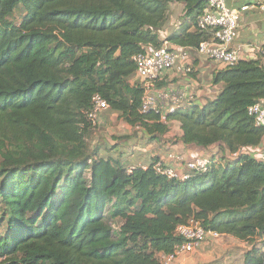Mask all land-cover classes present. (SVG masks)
Segmentation results:
<instances>
[{
    "label": "trees",
    "instance_id": "1",
    "mask_svg": "<svg viewBox=\"0 0 264 264\" xmlns=\"http://www.w3.org/2000/svg\"><path fill=\"white\" fill-rule=\"evenodd\" d=\"M175 4L185 19L165 39L194 50L210 38L197 27L206 0H0V264H160L192 217L252 242L243 264H264V161L245 151L264 139L249 112L264 102L262 57L215 69L221 91L203 104L142 112L134 57L162 45ZM95 94L148 142L177 121L184 144L219 152L181 180L156 171L160 156L126 161L128 134L92 148Z\"/></svg>",
    "mask_w": 264,
    "mask_h": 264
},
{
    "label": "built area",
    "instance_id": "2",
    "mask_svg": "<svg viewBox=\"0 0 264 264\" xmlns=\"http://www.w3.org/2000/svg\"><path fill=\"white\" fill-rule=\"evenodd\" d=\"M254 7L264 11V3L245 4L239 8H232L228 0H206V7L198 17L197 27L206 32L210 38L202 41L194 50L189 47L173 46L163 38L159 47L146 46L142 52L134 57L137 65L136 78L144 88L142 98V112L164 111L166 104L170 102V108L188 107L194 99V95L187 89L165 90L157 87L158 81L162 80L173 70L181 69L188 75L194 71V56L205 58L221 65H231L240 58V49L235 47V41L239 35V27L243 13ZM194 51L195 55H193ZM264 64V47L261 49ZM186 105V106H185ZM109 110L108 102L100 95L95 94L92 98V107L87 112L88 119L93 126H97L102 119L103 113ZM249 112L255 117L258 126H264V102H258L250 107ZM246 152L254 153L255 148ZM212 158L199 155L188 158L185 153L169 152L166 159L158 162L155 169L158 173L168 178L181 180L189 179L193 172H205L210 168ZM176 234L182 238L172 253H161L160 264H173L178 257L192 253L206 242L217 240L223 236L220 232L206 228L202 220L190 218L185 224L176 228Z\"/></svg>",
    "mask_w": 264,
    "mask_h": 264
},
{
    "label": "crops",
    "instance_id": "3",
    "mask_svg": "<svg viewBox=\"0 0 264 264\" xmlns=\"http://www.w3.org/2000/svg\"><path fill=\"white\" fill-rule=\"evenodd\" d=\"M258 2L264 3V0H259L256 3ZM245 4H249V3H241L240 6ZM229 6L232 8L234 7L232 6V3L229 4ZM164 33H167V30H164ZM235 47L240 49L241 59L257 58L258 56L262 57L261 49L264 47V11H262L259 7L250 8L243 13L239 27V35L235 41ZM223 66L224 65L221 64L219 65L213 61L209 62L205 58H199L198 64L195 65L196 76L194 78L193 77L191 78L190 76L184 74V72L181 69H176L167 74V80L169 81V84L167 86L160 87L159 89L162 91L170 90V89L171 90L187 89L189 93L194 95V99L193 102H191V104H195V103L203 104L206 101L215 98L220 93L222 86L215 85L213 83V72L215 71V69H220ZM169 103L170 102L166 104L165 109L167 110L170 108L171 105ZM186 105H190V104H186ZM113 113H115L119 117V113L117 112H113ZM173 125L178 127V131L175 134L171 135L170 133ZM171 130L170 132L162 136V138L159 141H152V142L147 141L148 143H143V144L136 143L137 145H139V147H136V151H138L140 155H143L146 158L145 160L143 159L137 160L135 161V163H140V164L148 163L147 161H149V157L152 156H160L161 159L164 160L166 159V156L169 152L186 153V156L188 158H194L199 155H204V156L206 155L212 157L213 154L219 152V149L216 145H213L206 149L194 144H189V145L184 144L180 140V136L182 132L180 129V123L177 121H173L171 123ZM169 141H171L172 143H168ZM154 142H156L155 145L153 144ZM253 152L255 153V156L257 158L264 161V139L262 145L255 148V151ZM222 237H227L233 240L236 239L235 237L229 235H223ZM212 242L214 241L204 243L192 253L181 255L173 264H202L201 257L203 258L206 256L203 254L204 249L208 243H212Z\"/></svg>",
    "mask_w": 264,
    "mask_h": 264
},
{
    "label": "rangeland",
    "instance_id": "4",
    "mask_svg": "<svg viewBox=\"0 0 264 264\" xmlns=\"http://www.w3.org/2000/svg\"><path fill=\"white\" fill-rule=\"evenodd\" d=\"M257 1L259 0H228V5L232 3V6H234L233 8H239L241 3H253V2L256 3ZM24 15H25V11L23 10V7L20 6L8 18V21L16 25H19ZM184 19H185V6L183 4L172 5L169 11V21L164 28L165 30H167V33L163 32L164 35L162 36V38L172 33L174 29L177 28L180 25L181 21H183ZM195 58L196 57L194 56V60ZM177 131H178V127L173 125L170 134L173 135ZM126 134H128V137L125 138L126 140L120 142L122 151L125 154H127L124 157V159L126 161L130 160L134 162L142 159L145 160L146 157L140 155L138 151L135 153H131L129 155L128 150L129 147L131 148V146L136 145V143L137 144L148 143L147 138L143 135L141 130L134 131V129L131 126H129L125 121L119 118L118 115L111 112L110 110L105 111L103 113L102 119L100 120L97 128H95V130H92V134L88 137L89 138L88 141L92 148L95 147L98 143H100L101 147L103 148L104 146H106V143H109L111 146L116 142V137L123 136ZM168 143H172V142L169 141ZM153 144L155 145L156 142H154ZM118 155L119 153L116 152L115 156ZM224 160H227V157H225ZM110 222L113 225L117 226V222L115 220ZM213 241L214 242L212 243H208L204 249L203 254L206 256L203 258L201 257L202 264H243V255L245 251L252 246V242L240 241L237 239L233 240L227 237H221ZM0 261H1V257H0Z\"/></svg>",
    "mask_w": 264,
    "mask_h": 264
}]
</instances>
